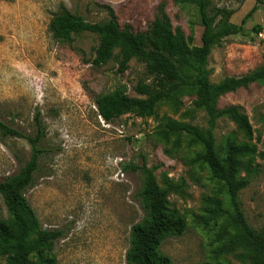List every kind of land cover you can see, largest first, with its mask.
I'll list each match as a JSON object with an SVG mask.
<instances>
[{"label": "rangeland", "instance_id": "1", "mask_svg": "<svg viewBox=\"0 0 264 264\" xmlns=\"http://www.w3.org/2000/svg\"><path fill=\"white\" fill-rule=\"evenodd\" d=\"M61 5L91 23L112 15L121 29L132 32L147 31L163 9L190 47L201 44L203 30L196 6L178 0H0V117L33 136L38 125L42 128L38 168L24 196L39 229L61 233L43 255L55 264H127L130 229L143 218V177L133 167L144 161L165 191L168 209L184 220L183 232L165 236L160 244L173 264H252L242 246L220 250L239 228L226 188L197 159L201 146L168 127L169 121H177L205 129L204 110L185 94L177 106L159 101L152 115L129 112L105 121L96 96L122 88L129 96L144 98L136 89L150 84L153 75L135 56L119 70L117 47L104 64L94 65L96 33L72 34L69 41L53 37L48 24ZM254 5L241 31L212 44L206 63L211 82L264 67V0H209V13L225 8L231 11L227 21L236 25ZM257 25L261 30L255 32ZM229 105L247 116L252 136L246 137L227 116L215 120L212 132L218 149L227 136L256 149L249 157L254 173L238 199L246 222L260 231L264 160L257 153L264 151V81L218 98L217 107ZM30 154L26 139L0 133V180L18 175ZM7 218L0 194V220ZM31 261L40 264L34 256ZM0 264H7L1 254Z\"/></svg>", "mask_w": 264, "mask_h": 264}, {"label": "trees", "instance_id": "2", "mask_svg": "<svg viewBox=\"0 0 264 264\" xmlns=\"http://www.w3.org/2000/svg\"><path fill=\"white\" fill-rule=\"evenodd\" d=\"M178 1L192 3L197 8L203 26L201 44L198 46L190 47L179 27L172 29L169 17L163 9L159 10L147 31L132 32L128 28L121 29L112 15L103 23H91L61 5L52 14L48 28L53 37L62 41H69L72 34L83 31L96 33L99 43L92 61L94 65L104 64L116 47L121 53L119 70L122 71L133 56L146 63L148 72L153 75L152 82L140 84L136 89L138 93L145 95L144 98L129 96L122 88H115L94 98L98 114L107 122L129 112L141 117L152 115L161 100L177 106L181 96L190 94L194 97V105L204 110L209 126L197 129L186 123L169 121L168 127L187 133L201 146L202 153L197 159L226 188L234 222L239 228L220 250L228 252L242 246L250 252L252 264H264V226L260 231L249 226L238 199L239 191L250 183L254 173L249 157L256 154V149L253 145L235 143L231 136H227L222 148L218 149L212 132L215 120L220 116H227L246 137L252 136L247 116L234 105L219 108L217 101L227 92L247 87L253 82L264 81V67L242 76H228L218 82L209 80V70L206 68L207 56L215 40L241 31L242 24L256 10V6L236 25L227 21L231 11L225 8H215L209 13V0ZM260 30L259 25L254 27L255 32ZM0 133L24 138L31 146L30 158L20 173L0 180V194L8 214L6 220H0V254L5 256L7 264H32V256L40 264H55L54 259L45 257L43 252L49 249L50 244L61 233L58 230H40L38 220L24 196L25 191L32 185L38 168V156L41 152L38 143L44 136L43 130L38 125L35 136L26 134L5 123L0 117ZM257 155L264 160V151ZM246 158L248 159L242 162ZM133 169L139 171L143 177L139 191L143 218L130 229L126 262L173 264L160 251V244L165 236L180 235L185 227L184 220L177 211L168 209L166 193L158 188L144 161Z\"/></svg>", "mask_w": 264, "mask_h": 264}]
</instances>
